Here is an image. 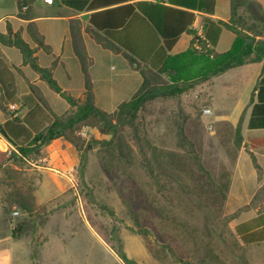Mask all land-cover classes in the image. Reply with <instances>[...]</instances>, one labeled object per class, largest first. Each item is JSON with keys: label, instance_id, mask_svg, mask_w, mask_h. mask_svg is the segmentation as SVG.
Here are the masks:
<instances>
[{"label": "rangeland", "instance_id": "1", "mask_svg": "<svg viewBox=\"0 0 264 264\" xmlns=\"http://www.w3.org/2000/svg\"><path fill=\"white\" fill-rule=\"evenodd\" d=\"M51 8L35 4L33 10ZM233 24L264 40V22L246 7L238 8ZM252 62L208 73L207 78L203 73L149 71L141 63L147 90L175 88L147 100L133 122L118 126L115 136L101 133V122L93 116L68 128L63 144L75 149L78 162L62 172L57 190L45 178L39 201L26 170L14 174L12 164L24 166V160L12 150L16 160L0 167V264H218L207 257L208 247L231 264H244L236 241L243 245L248 264H264V243H242L230 226L238 211L230 213L227 207L238 137L229 121H237L249 106L255 79L264 70L263 61ZM71 68L73 79L62 82L75 95L86 79L79 62ZM88 74L97 105L106 111L128 97L126 84L143 79L122 62L99 57L90 61ZM44 91L47 106L39 102L34 109L38 122L22 119L20 145L29 144L46 129L52 112L59 114L67 105L50 86ZM20 123L10 122L14 127ZM108 140L113 144L107 145ZM249 171L250 164L243 162L242 181H249ZM15 209L19 216H13Z\"/></svg>", "mask_w": 264, "mask_h": 264}, {"label": "crops", "instance_id": "2", "mask_svg": "<svg viewBox=\"0 0 264 264\" xmlns=\"http://www.w3.org/2000/svg\"><path fill=\"white\" fill-rule=\"evenodd\" d=\"M28 1L30 3L29 14L31 19H24L18 16L19 0H0V24L3 23L0 27V33H7L8 27L14 32L19 31L24 41L34 49L33 55L36 57L38 64L44 68H51L53 78L64 91L70 93V90L63 84L62 80L67 83L71 82L75 75L71 65L76 67V63L79 62L73 50L70 34V22L74 19L81 20L83 29L89 28V31H83V41L90 61H95L97 57L118 60L124 64V69L128 67L131 72H139L140 74L141 71L139 69L132 68L127 57L128 54L139 64H148L147 68L150 71H158V69L153 68L151 63L155 61V64H158L160 61V57L156 52L163 45V39L140 10H136L128 18L127 23L120 28L99 30L89 21L90 14L94 10H88L87 8L78 10L61 1H53L51 4L46 3L44 0ZM207 1L210 2L211 0ZM255 2L260 5L264 14V0H255ZM35 4L48 5L52 6V8L36 13L33 10ZM194 12L195 20L190 26L191 31H184L180 34L172 49L168 51V57L185 54V56H188L186 59H191L203 54L204 52H195L191 48L192 45L195 47L198 29H201L204 37L201 44L209 45V59L214 58V55L230 50L237 37V34L225 24L232 18V0H214L213 10H194ZM85 14L87 17L83 16ZM8 18L15 20V22H5ZM30 22L36 24L38 33L42 36L44 45L49 50L38 46L34 41L28 31ZM95 35L103 43H109L111 46L105 47L96 39ZM23 61V55L18 47L0 42V102L7 108L6 111L0 109V126L4 130V134L0 133V140L5 141L10 146L11 152H13L12 150L18 151L19 146H31L35 135L46 132L53 121L54 114L62 115L71 109L70 104L67 102L63 112L58 114L52 110V117L49 122H46V129L43 132L36 133L29 144H18L16 141L20 137V130L23 126L22 119H29L31 123L39 121V113L34 112V109L40 107V101L31 92L30 84L36 85L43 95H45L44 88H47L48 85L30 64ZM246 61H256L251 64H258L260 62L257 61L264 62V57L260 60L248 58ZM79 67L81 68L80 62ZM257 74H255V77H257ZM263 74L264 70L255 79L257 80V85L253 91L252 101L249 106L243 110L237 121L236 119L234 122L229 121L234 131L239 128L241 142L235 148V161L230 173L227 207L230 213L238 211L237 215L230 220V226L241 242L244 243L241 236L248 238V240L252 237L255 238V240H251L247 244L264 243V198L262 197V193H264L262 192V186L264 185V127H249L252 105L257 101L258 81ZM255 80H252L250 85H253ZM142 82L143 79L138 76L135 82L131 80L129 84H126L124 87L126 91H129L128 97L111 104L113 107L111 111H106L105 108L97 105L98 93L96 90L93 92L94 103L101 110L111 113L115 111L122 101L130 99L140 88ZM84 93L85 85L83 80V85L79 87L78 93L71 95L83 98ZM112 98H114L113 95ZM14 106L18 114L16 118L10 116V110ZM11 120L21 122V127H14L10 124ZM8 124L9 128L7 127ZM247 134H252V137H247ZM63 143L62 136L54 138L50 142L42 144L38 151L20 154L24 160V166L15 164L11 166L16 177L23 175L25 169L28 176L32 178L33 181L30 182V185L37 189L36 193H34L37 201L40 200L38 195L44 186L45 178L48 179L49 183L51 179L52 187L57 190L59 188V180L60 182L62 181V172L70 171L78 162V155L75 149L69 144ZM33 154H36L37 158H29V155ZM14 159L16 160V158L9 159L4 165ZM243 162L250 164L249 181H246L245 178L243 181L240 179L239 174L241 173ZM25 163H28V166ZM255 163H257L258 167ZM17 172H20V174ZM70 173L73 176V173ZM30 174L32 175L30 176ZM17 180L21 182L20 178ZM27 194L31 193L27 192Z\"/></svg>", "mask_w": 264, "mask_h": 264}, {"label": "trees", "instance_id": "3", "mask_svg": "<svg viewBox=\"0 0 264 264\" xmlns=\"http://www.w3.org/2000/svg\"><path fill=\"white\" fill-rule=\"evenodd\" d=\"M57 1H61L66 5L77 8L78 10H83L84 8L94 10L90 14L89 21L99 30L120 28L127 23L128 18L136 10H140L163 39V45L156 52L160 57V61L158 64H155V61H152L151 63L153 68L158 69L157 72L169 73L171 70H175L178 76H191L203 73V78H207L205 75L208 73L209 75H213L222 72L230 67L245 63L248 58L251 60H260L264 57V40H257L250 34V31L243 32L233 24V21L237 17L238 8L241 6L246 7L255 19L264 22V14L261 11L260 5L256 3L255 0H232V18L225 24L237 34L236 40L230 50L214 55V58L211 59L208 57L210 53L208 52L210 51L209 49L204 48L198 50L193 45L191 47L192 50L204 53L194 58L186 59L188 56H185V54H179L170 58L168 57V51L172 49L182 32L191 31L190 26L195 20L194 10H213L214 0H211L210 2L207 0H54V2ZM24 5L28 6L27 10L22 9ZM29 6L30 3L28 0H19L18 16L24 19H31ZM80 21V19L71 20L70 34L74 53L81 64L86 79L84 83L85 93L83 98L74 97L64 91L55 78H53L51 68H44L38 64L36 57L33 55L34 49L24 41L19 31L14 32L8 27L7 33H0V42L18 47L23 55V62L30 64L31 67L40 74L41 78L44 79L53 90L63 96L71 106L68 116L54 114L53 121L48 126L46 132L35 135L32 139L31 146H19V154L23 155L38 151L42 144L50 142L54 138L60 136L65 137L68 128L73 127L75 123L85 120L90 116L97 117L100 120L101 125L99 130L101 133H113L115 136L116 132H118V126L133 122L137 116L138 110L147 100L152 99L159 94H165L168 91H171L170 87H173V89L175 88L174 85H170L168 87L147 90L145 84L147 73L142 70L141 64L127 54L132 68L139 69L142 73V85L130 99L122 101L112 113L101 110L94 103V93L88 74L90 59L83 41V31H89V28L83 29ZM28 31L38 46H42L45 50H49V48L44 45L43 38L38 33L34 22L28 24ZM95 36L105 47L111 46L109 43H103L97 35ZM183 68H186L187 71H181ZM30 90L42 104L47 106V102L42 92L36 85L30 84ZM177 90L179 91L180 88H177ZM0 109L6 111L7 108L0 102ZM249 127H264V74L258 81L257 101L252 105ZM0 133L4 134V130L1 126ZM237 134L238 146L241 142L239 128H237ZM0 142L2 143V147H0L1 167L9 159L16 158L17 153L11 152V154L8 155L10 146L3 140H0ZM105 142L107 145L113 144L112 140ZM118 145L121 150L123 147L122 143H118ZM104 164L106 163L104 162ZM255 164L258 167L257 163ZM252 235L255 236L254 233H252ZM241 239L245 244L251 240H255L253 237L248 240V238L244 236H241ZM234 244L236 250L241 253L239 258L242 259L244 264H248L243 245L240 244L239 241H236ZM206 252L207 257L212 261H215V263L231 264L222 255L219 256L211 247H208ZM220 252H222V250H220ZM122 257L125 259L123 253ZM188 264L193 263L189 262Z\"/></svg>", "mask_w": 264, "mask_h": 264}, {"label": "built area", "instance_id": "4", "mask_svg": "<svg viewBox=\"0 0 264 264\" xmlns=\"http://www.w3.org/2000/svg\"><path fill=\"white\" fill-rule=\"evenodd\" d=\"M46 3H53L54 0H44ZM28 6L27 5H24L23 6V10H27ZM196 44H195V47L196 49L198 50H202V49H208L209 48V45L208 44H204L202 45L201 44V41L204 40V37H203V34L201 32V29H198V33H197V38H196ZM205 112L206 113H211V109L210 108H206L205 109ZM10 116L12 118H16L18 117V114L17 112L15 111V106L12 108V110H10ZM13 216L16 217V216H19L21 214V212L18 210V209H15L13 212H12Z\"/></svg>", "mask_w": 264, "mask_h": 264}, {"label": "water", "instance_id": "5", "mask_svg": "<svg viewBox=\"0 0 264 264\" xmlns=\"http://www.w3.org/2000/svg\"><path fill=\"white\" fill-rule=\"evenodd\" d=\"M84 17H87V15L85 14V15H83Z\"/></svg>", "mask_w": 264, "mask_h": 264}]
</instances>
